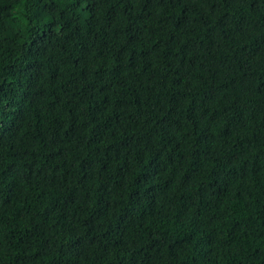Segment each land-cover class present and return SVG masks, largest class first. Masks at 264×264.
Returning a JSON list of instances; mask_svg holds the SVG:
<instances>
[{"label": "trees", "instance_id": "16d2710c", "mask_svg": "<svg viewBox=\"0 0 264 264\" xmlns=\"http://www.w3.org/2000/svg\"><path fill=\"white\" fill-rule=\"evenodd\" d=\"M0 264H264V0H0Z\"/></svg>", "mask_w": 264, "mask_h": 264}]
</instances>
